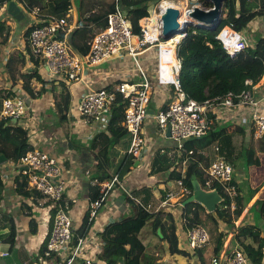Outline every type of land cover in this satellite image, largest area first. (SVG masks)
I'll return each instance as SVG.
<instances>
[{"label":"built area","instance_id":"built-area-1","mask_svg":"<svg viewBox=\"0 0 264 264\" xmlns=\"http://www.w3.org/2000/svg\"><path fill=\"white\" fill-rule=\"evenodd\" d=\"M70 2L68 12L61 16L41 14L38 8L26 11L19 3L30 19L28 27H31V30L28 42L32 54L46 66L49 82L57 81L66 87L81 80L91 68L110 60L112 56L126 54L131 57L141 77L140 81L119 82L110 90L98 88L84 93L78 101L77 113L82 121L91 125L96 132H107L113 104L123 105L121 124L130 136L127 154L134 160H138L139 164L149 166L148 158L153 153L151 146L148 147V139L143 134L142 127L149 115L148 104L154 83L171 88V98L157 109L155 118L160 132L165 133L167 127H170L168 137L178 150L184 151L185 141L200 138L207 133L210 128V115H214L217 119H229L235 125L252 132L253 136L264 139V71L256 82L245 79V86L238 93L229 91L221 97L197 101L183 92L179 78L181 60L177 51L186 33L177 34L169 39L161 38L160 16L165 8L164 5L162 6L163 0H157L147 6V10L154 5L159 6L156 14V33L152 37H148V29L144 24L150 15L143 19L144 22L138 24L136 32L120 0H112V11L106 15L105 25L93 32L87 42L88 50L84 54L73 50L69 43L70 33L84 26V20L73 16L72 0ZM195 5L197 4L193 3L184 8V21L190 19L189 12ZM178 21L184 22L180 19V15ZM247 26H251L250 23ZM252 38L253 36H248L245 30L236 31L228 25L221 28L215 36V40L221 44L229 56H234L240 51H248L254 44ZM205 44L213 47L210 41H206ZM150 47H154L156 53L154 83H150L139 64V56ZM117 95H120V98H117ZM0 101V119L19 121L21 128L26 131L28 143L31 146V149L27 150L19 160L24 167L21 173L29 188L46 199L50 209L54 210L53 226L47 232L46 241L43 243L44 250L37 257V263L99 264L96 254L100 252L103 241H92L87 234L75 236L72 219L67 212L66 186L60 176L61 167L58 159L38 145L41 132L38 125L40 117L34 114L29 115V105L24 94L6 92ZM23 118L26 119L23 120ZM185 161L183 160L182 163ZM204 171V183L207 187L217 182L222 185L224 193L229 197L236 195L238 186L233 178V166L225 157L217 154ZM176 182L180 187L179 197L189 192L180 179H176ZM115 187H120L129 198H132L119 175L112 174L110 179L103 182L99 188L100 195L89 203L88 219L90 221L97 215L109 191ZM172 196L173 194L169 193L161 202V206H170ZM134 202L136 203L133 204L135 213L139 206L149 211L150 205H140L135 199ZM224 208L221 207L222 210ZM181 222L180 217V225ZM184 237L187 248L191 250L201 248L210 241L207 229L200 225L184 230ZM7 254V252L2 253L1 256ZM210 263L252 264L243 248L238 246L228 250L220 263L218 256L211 257Z\"/></svg>","mask_w":264,"mask_h":264},{"label":"crops","instance_id":"crops-1","mask_svg":"<svg viewBox=\"0 0 264 264\" xmlns=\"http://www.w3.org/2000/svg\"><path fill=\"white\" fill-rule=\"evenodd\" d=\"M81 2V0H72L73 16L80 19L90 14L89 12L91 11L97 13L98 9H104L106 5H109L106 0H104L101 5H98L95 2L91 11L84 10L83 12L81 9ZM15 3L21 8V4L17 2ZM110 4H112V0ZM6 9L7 3L5 2L0 7V21L6 20V23L11 26V34L7 42L0 46V95L5 94L6 92L10 94H19L17 91L18 85H11L12 81L6 71V63L10 55L22 53L25 56V64L23 66L18 65L22 72L28 71L33 67V63L25 50L26 39L19 38L20 35L21 37H25L23 35L24 33L22 34V31L28 27L30 19L26 14L23 21H16L8 16ZM249 23L252 27L247 26L246 29L250 30L249 34L253 36V40H255L257 31H259L261 35L264 34V16L255 17ZM99 28L101 27L95 25L92 30L94 32ZM139 57V64L142 68L152 69L156 67V53L154 47L145 50ZM123 58L127 59V63H131L132 67H135L137 70L131 57L122 54L120 56H114L110 60L104 61L93 67L83 75L81 80L68 87L57 81L49 82L47 68L39 62L36 70L44 82L33 81L32 86L36 91L40 90L41 87H43L45 91L36 98L27 97L29 115H38L41 119L38 122L41 130L38 145L41 149L54 155L58 159V163L61 167L60 176L65 182V198L68 201L67 212L72 219L74 231L80 227L83 217L89 208V203L91 201L90 187L97 186L100 188L103 182L110 179L109 177L98 180L93 176V174L96 173L95 165L98 161L97 154L104 150L100 149L105 144V136L110 137V132L109 130L107 132H96L91 125L84 123L81 117L78 116L77 104L80 97L91 90L105 88L106 86L114 87L117 83L124 81H140L141 77L137 79V74H139V72L137 73L135 69H122L121 65L123 64ZM120 66L121 68H119ZM15 78L17 82H21V78H19L18 75H16ZM56 86L66 88L71 94L69 108L67 111L63 110V114L65 115L64 119L60 118V113L57 110L55 103L57 100L60 101L61 95V93L56 91ZM170 90V87L159 86L155 83L153 84L152 95L148 104L149 115L142 127L143 134L148 139V147L151 146V151L153 152L148 158V163L149 161L151 163L152 158L158 151H160V154L167 155V157L172 159L174 164L179 162V158L183 153V151L176 148L173 141L166 135V132H160L155 118L157 109L171 98ZM213 118L215 123L214 129L217 128V126H231H228L227 132L222 134L219 139L211 145L204 149L197 150L202 158V161L199 162V166L206 168L217 154L225 157L233 166V178L242 194L247 193L249 186L262 181L254 194L246 200L241 214L238 218L233 220L232 226L227 227L225 222H220L219 229L227 232L226 238L223 242L225 245L223 244L218 254V260L220 263L228 250L233 249L234 246L242 248L240 245L241 242L236 241L235 237V234L239 229L244 234L242 239H245V235L248 234L249 229L252 231L260 230L261 236L264 237V217L262 213L259 210L256 211L254 207L255 201L264 195V152L258 151L255 154L257 161H252L251 163L249 152L247 151L246 153L245 151L247 157L244 159V162V154H242L243 157L240 156V153L242 152L238 155L236 145L234 146L236 136L233 134L228 135V133H236L238 131L239 134L243 136V143L246 142V148L251 147L250 144H252V139L257 141H260V139H255L254 136L251 137L248 131L243 127L235 125L229 119H217L215 116ZM24 119L26 118H23V120ZM19 123V121L14 122L11 119V124L21 127V124ZM98 133L99 135L97 136ZM95 137L96 139H94ZM124 139L123 143L113 144L110 149L107 147L108 150L104 152V156L100 154L104 160L108 158L110 162V168L106 169L108 174L112 171V166H115L117 163L114 156L115 151L117 150V144L125 145L128 143L129 145V139L127 137ZM247 139H249L248 143ZM48 141H50V143H48ZM93 141L94 145L92 146ZM218 143H222V145L218 146ZM127 149L119 151L124 154L127 153ZM207 151H209V153H207ZM0 153L4 155V153ZM174 164L167 171L157 173L150 172V164L148 166V164L138 163L137 166H133L127 173V176L120 178L125 189L131 194L132 198H129L125 191L120 187H115L109 191L108 196L93 219V223L87 233V235L91 237V240L103 241L101 233L107 225L136 214L133 210V204L135 203L134 192L137 188L142 186L153 191L154 198L158 200V205L153 208L149 197L150 193L146 190L143 191L142 189L138 192V196L141 199H135L137 203L143 206L150 205V212H157L159 210L171 212L176 220L178 246L180 249L186 250L189 253L188 256L170 254L167 249L168 244L164 241V243H161L163 254H161L160 259H158L156 264H200L198 255L205 260L206 264H211L210 259L214 256V246L212 241H209L208 244L198 248L199 250H191L186 246L184 230L182 224L180 225L182 207V205H180L181 203L178 202L180 199L178 195L180 187L177 184L176 179H172L169 176V172L174 169ZM181 166L184 168V163L183 165L181 163ZM22 167L23 166L19 161L15 162L7 159V157L0 163L1 264H38L37 257L41 253L47 232L50 230L51 209L46 199L33 191V189L29 188L28 184L25 190L29 194H22L16 190L17 181L21 180L23 177V174L21 173ZM177 168H179V166H177ZM171 187H176L177 191H172ZM157 188L160 189V192H156ZM169 193L173 194L170 199L171 204L170 206L162 207L161 202ZM148 224L150 223H147L137 235V238L141 240L146 250L160 244L152 238V235H149L151 234L150 229L146 230ZM12 229L15 231L13 244L6 240ZM75 234H77L76 231ZM246 240L247 238L244 242L250 241ZM250 245L257 246L258 244L253 242ZM128 248L129 245H125L123 251L126 252ZM262 249L264 251V248ZM5 252L8 254L1 256V254ZM159 253L160 249L155 251V254L159 255ZM99 262V264H104L101 261ZM261 264H264V258L262 259Z\"/></svg>","mask_w":264,"mask_h":264},{"label":"trees","instance_id":"trees-1","mask_svg":"<svg viewBox=\"0 0 264 264\" xmlns=\"http://www.w3.org/2000/svg\"><path fill=\"white\" fill-rule=\"evenodd\" d=\"M9 1L10 0H0V7L3 3H8ZM14 1L21 3L26 11L38 8L39 11L42 12L41 14H53L57 16L67 13L71 5L70 0ZM81 1V9L84 12V10L91 11L95 2L98 5H101L104 0ZM156 1L157 0H120L121 5L126 10L128 16L132 13L134 15V22L132 25L134 31H138V24L134 25L136 24L138 18L146 16L148 13L147 6ZM202 2L206 7L211 6V3L208 0H202ZM223 7L224 15L221 17L219 25L215 30L195 27L192 24L189 25L187 27L186 35L182 39L177 51L178 57L181 60L179 78L182 90L188 97L200 102L205 101L206 99L224 96L229 91L238 93L244 88L245 79H250L253 82H256L264 71V34L259 36L257 39L255 38L253 47L249 48L248 51H240L234 56H229L222 48L221 44L215 40L216 34L226 25L231 26L236 31H244L247 24L255 17L264 16V0H225ZM111 11L112 4H109L104 9H98L97 13L91 11L89 12L90 14L81 18L84 20V26L74 29L69 35V43L72 49L80 54L86 53L88 50L87 42L93 34V31L87 28L94 24L98 27H103L106 23L105 17ZM24 19L25 17L21 21ZM30 30L31 27H27L24 31L26 39L25 50L33 63V67L28 71L22 72L18 65L23 66L26 59L22 53H17L9 56L6 63V71L12 81L11 85H18L17 91L19 93H23L29 98H36L43 91H45V89L41 87L40 90L36 91L32 86L33 81H44L37 73L36 69L39 65V61L33 56L28 42ZM10 32L11 26L6 23V20L0 21V46L7 42L11 34ZM206 41H210L213 47L206 45ZM16 75L21 78V82L16 81ZM62 88L60 101L57 100L55 103L57 110L60 113V118L64 119L65 115L63 114V110H68L71 94L66 88ZM105 88L110 90L113 87L106 86ZM1 97L2 95H0V99ZM117 98H120V95H117ZM213 117V115H210L209 117L210 128L204 136L189 139L184 142V151L180 156L178 163L174 164L172 159L167 157V155L160 154V151H158L151 160L150 172L157 173L167 171L174 164V169L169 172V176L172 179H180L183 186L189 191L188 193L185 192L184 195L180 197L178 201L180 203L191 194L192 175H195L196 179L204 189H217L223 200L217 205L215 211L207 212L200 203L190 202L181 207L180 216L182 218L181 223L183 230H187L198 225L207 229L210 235V241H212L214 246V256H218L227 235V232L219 229L220 222H225L227 227L232 226L233 220L238 218L241 214L246 200L254 194L262 181L249 186L246 194H242L240 188L237 187V193L232 198L224 193L222 185L217 182H214L210 187L205 185V168L199 166V162L202 161V158L201 154L198 153L197 150L204 149L211 145L213 142L218 140L222 134L227 132L228 126H231H217V128L214 129L215 123ZM122 118L123 105L120 103H114L108 124L110 137L105 136V144L100 149L104 150L97 154L98 161L95 165L96 173L93 174V176L98 180L109 178L113 173L112 170L110 174H108L106 169L110 168V162L108 158L104 160L100 154L104 156V152L108 150L107 147L110 149L113 144L123 143V140H125L124 138L127 137L128 132L120 124ZM10 121L11 120L0 119V152L4 153L7 159L17 162L27 150L31 149V146L28 143L26 132L21 127L11 124ZM98 135L99 133L97 136ZM94 139H96V137ZM93 145L94 141L92 143V146ZM190 150L192 153H188ZM258 151L264 152V143L260 142L257 149L252 145L249 148L251 163L252 161H257L255 154ZM183 160H186L184 168L181 166ZM135 161L136 160H134L130 155L124 153L121 160L118 161L115 166H112V168L115 169L114 173H117L121 178V173H128L133 167ZM177 166H179V168H177ZM26 187L27 182L23 176L21 180L17 181L16 190L22 194H29L25 190ZM99 195V187H90L91 200L96 199ZM231 203H233V207H231ZM254 205V207H257L264 217V195L257 199ZM221 207H225L224 210H222ZM53 215L54 210L52 209L49 228L53 226ZM92 223L93 220L90 221L88 219V213H86L80 227L75 230L77 233L75 236L87 234ZM147 223H150V230L155 237H157V242L160 243L157 244L158 246H154L153 248L150 247L149 250H146L141 240L137 238L138 233ZM158 228H160L162 236L158 235ZM176 230V220L171 212L165 210L150 212L142 206H139L138 211L134 216L123 218L121 221L113 222L106 226L101 233L103 246L101 247L100 252L96 254V260L98 262L101 261L104 264H120V262L121 264H156L162 254L161 243H164V241L168 244L167 249L170 254L188 256L189 253L186 250L180 249L178 246ZM14 235L15 231L12 229L6 239L11 244H13ZM243 235L244 234L239 229L235 234L236 241L241 242L240 245L252 264H261V261L264 258V251L262 249L264 248V237L261 236L260 230L252 231L249 229L248 234L245 235V239L247 238L246 241L250 240L249 242H244L245 239H242ZM253 242L258 245L251 246L250 244ZM125 245H129L126 252L123 251V247ZM159 249V255L155 254V251ZM43 250L44 249L42 248L41 252ZM198 256L200 264H206L205 260L200 255Z\"/></svg>","mask_w":264,"mask_h":264},{"label":"water","instance_id":"water-1","mask_svg":"<svg viewBox=\"0 0 264 264\" xmlns=\"http://www.w3.org/2000/svg\"><path fill=\"white\" fill-rule=\"evenodd\" d=\"M208 1L211 3V6L208 9H204L203 7L198 5L193 6L192 10L189 12L190 19L185 20L183 23H179L178 21L180 11L177 7H165L160 16L161 38L169 39L177 34H185L187 31V27L191 24L195 27H203L209 30H215L219 25L221 17H223V5L225 0ZM6 10L8 15L16 21H21L24 17V13L14 0H10L7 3ZM12 120L15 122V119ZM166 135H170V127H167ZM5 158V155L0 153V163L4 161ZM138 162L139 161L136 160L133 166H137ZM191 180V194L181 202V205L184 206L190 202H198L206 209L207 212L215 211L217 205L223 200L217 189H204L196 179L195 175L191 176ZM157 233L159 236H162L160 228L157 229Z\"/></svg>","mask_w":264,"mask_h":264},{"label":"rangeland","instance_id":"rangeland-1","mask_svg":"<svg viewBox=\"0 0 264 264\" xmlns=\"http://www.w3.org/2000/svg\"><path fill=\"white\" fill-rule=\"evenodd\" d=\"M91 1H95V0H91ZM107 2H108V4H110L111 3V0H106ZM169 2H171V3H176L177 1H182L183 2V5L182 6H179V7H177L179 10H180V13H181V11H183L184 12V8L186 7V6H191V5H193V3L194 4H197V5H200V6H203V7H206V6H204L203 5V2H202V0H168ZM108 5H106L105 7H107ZM21 10H22V12L24 13V17H26V13L24 12V10H23V8H20ZM147 15L146 16H143V17H140V18H138V20L136 21V24H134V25H137V24H139V23H141V22H143V19L144 18H146V17H148L149 15H150V11L149 10H147ZM132 15V16H131ZM130 16H129V19H130V21H131V23H132V25H133V19H134V15H133V13L131 14ZM224 15V14H223ZM23 17V18H24ZM95 26V25H94ZM94 26H91V27H88L87 29H90V30H92V29H94ZM26 29H24V31H25ZM24 31H22V34L24 33ZM93 31V30H92ZM249 31L250 30H247L246 29V32H247V35L249 36L250 34H249ZM24 35V34H23ZM256 37V39L259 37V36H261V34L259 33V31H257V35H255ZM258 36V37H257ZM19 38L20 39H22V38H25V37H21V35L19 36ZM251 41H252V39H251ZM24 42V41H23ZM122 66V69H135L136 70V68L135 67H132V64L131 63H127V59H125V58H123V64L121 65ZM121 66L119 67V68H121ZM134 66V65H133ZM92 69V68H91ZM144 69V68H143ZM144 71H145V73H146V76H147V78L149 79V81H150V83H154L155 82V77H156V70H155V68H152V69H148V68H146V69H144ZM136 72L138 73V71L136 70ZM137 76H138V78L137 79H139L140 78V76H139V74H137ZM1 82V81H0ZM73 84V83H72ZM56 91L57 92H59V93H61V88L59 87V86H56ZM231 134H233V135H235L236 136V138H235V142H234V146L236 145V150H237V152H238V155H239V153L240 152H242V153H240V156L241 157H243V155L242 154H244V157H243V161H244V159H246V153H247V151L249 152V148H246L247 147V145L245 144V143H243L244 142V139H243V136L241 135V134H239V132L237 131L236 133H228V135H231ZM249 134H250V136L252 137L253 136V134L252 133H250L249 132ZM250 137V138H251ZM127 138L129 139L130 138V136H129V134L127 133ZM256 141V142H255ZM249 142V139H247V143ZM264 143V140H263V138H260V141H257V140H254V139H252V141H251V143L252 144H250V146L252 145L253 147H255L256 149L258 148V144L259 143ZM222 145V143H218V146H221ZM245 145V146H244ZM128 143L127 144H125V145H123V144H117V146H116V151H115V154H114V156H115V158H116V162H118V161H120L121 160V158H122V156L124 155L123 153H121L119 150H121V151H123V150H126L127 148H128ZM248 147H249V144H248ZM243 150V151H242ZM260 150H262V149H260ZM245 151H246V153H245ZM207 153H209V151H207ZM261 159V158H260ZM245 162V161H244ZM113 170V172H115V169L113 168L112 169ZM125 176H127V173H125V172H122L121 173V178H124ZM146 190V191H148L149 193H150V201L152 202L151 204H152V206H153V208L154 207H156L157 205H158V200L156 199V198H154V195H153V191H150L149 189H146V188H144V187H140V188H137L136 189V191L134 192L135 193V199H137V198H139V199H141L139 196H138V192L140 191V190ZM171 189H172V191H177V188L176 187H171ZM151 190H153V189H151ZM156 192H160V189H156ZM255 210L256 211H258V208L256 207L255 208ZM87 213H88V210H87ZM260 214V213H259ZM95 218V217H94ZM209 226H211V225H209ZM150 224H148L147 226H146V230H149L150 229ZM150 233L151 234H149V235H152V238H154L155 239V241H158V239H157V237H155V235L151 232V230H150ZM226 238V237H225ZM224 245H225V243H223ZM162 254H163V252H162ZM0 264H1V262H0Z\"/></svg>","mask_w":264,"mask_h":264},{"label":"bare ground","instance_id":"bare-ground-1","mask_svg":"<svg viewBox=\"0 0 264 264\" xmlns=\"http://www.w3.org/2000/svg\"><path fill=\"white\" fill-rule=\"evenodd\" d=\"M163 5L165 7H167V6H174V7L177 6V7H179V6L183 5V2L182 1H177L176 3H171L168 0H163L162 6ZM158 10H159V6L158 5L156 7H155V5L152 6V8L149 10L150 11V17L144 23L145 27L148 29V37H152L156 33V29H155L156 28V14H157ZM180 19L182 21H184V12L183 11H181V13H180ZM254 138L255 139H259V138L255 137V136H254Z\"/></svg>","mask_w":264,"mask_h":264}]
</instances>
